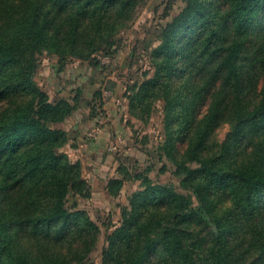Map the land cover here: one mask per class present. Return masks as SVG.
<instances>
[{
  "label": "trees",
  "instance_id": "trees-1",
  "mask_svg": "<svg viewBox=\"0 0 264 264\" xmlns=\"http://www.w3.org/2000/svg\"><path fill=\"white\" fill-rule=\"evenodd\" d=\"M139 2L0 0V264H89L100 228L68 202L90 188L60 152L66 134L51 127L74 108L50 104L35 70L44 53L60 64L90 60L134 21ZM163 39L144 92L165 100L169 116L184 105L173 124L197 137L191 194L152 183L136 191L102 264H264V0H192ZM227 123L226 139L202 154Z\"/></svg>",
  "mask_w": 264,
  "mask_h": 264
},
{
  "label": "rangeland",
  "instance_id": "rangeland-1",
  "mask_svg": "<svg viewBox=\"0 0 264 264\" xmlns=\"http://www.w3.org/2000/svg\"><path fill=\"white\" fill-rule=\"evenodd\" d=\"M191 1L140 0L134 21L88 61L68 58L60 64L57 56L47 53L38 59L34 78L49 103L74 108L69 118L51 123V127L66 134L60 152L80 165L90 188L89 198H70L68 202L100 228L89 264H102L107 235L119 226L122 209L132 195L146 184L169 185L177 193L191 194L186 179L188 169L198 167L189 158L197 137L181 135L180 120L173 124V114L184 105H168L169 116L165 100L152 99L144 92L157 77L156 62L166 55L160 51L164 30ZM248 31L255 39V30ZM187 77L184 92L192 90L191 75ZM133 95L139 102L129 103ZM200 127L197 125L194 134ZM230 127L229 123L221 126L207 148L205 143L202 154L211 150L210 144L215 152ZM113 189H118L117 194H111Z\"/></svg>",
  "mask_w": 264,
  "mask_h": 264
},
{
  "label": "built area",
  "instance_id": "built-area-1",
  "mask_svg": "<svg viewBox=\"0 0 264 264\" xmlns=\"http://www.w3.org/2000/svg\"><path fill=\"white\" fill-rule=\"evenodd\" d=\"M104 94H108L106 91H104Z\"/></svg>",
  "mask_w": 264,
  "mask_h": 264
}]
</instances>
